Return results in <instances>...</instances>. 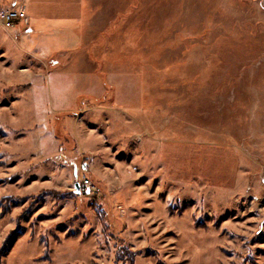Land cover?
<instances>
[{
  "label": "rangeland",
  "instance_id": "1",
  "mask_svg": "<svg viewBox=\"0 0 264 264\" xmlns=\"http://www.w3.org/2000/svg\"><path fill=\"white\" fill-rule=\"evenodd\" d=\"M25 3L0 0L26 14L0 25V264H264V0H80L46 40Z\"/></svg>",
  "mask_w": 264,
  "mask_h": 264
},
{
  "label": "crops",
  "instance_id": "2",
  "mask_svg": "<svg viewBox=\"0 0 264 264\" xmlns=\"http://www.w3.org/2000/svg\"><path fill=\"white\" fill-rule=\"evenodd\" d=\"M67 2L70 3V5H68ZM24 5L25 8L30 7L26 11L28 14L29 25L31 23H36V31L33 32V36H30L28 40H46L47 35L44 32L45 29L42 26L43 23L48 22L52 24L51 27L53 29H51V31L55 33H51L50 36L54 38L58 37V30H63V28H65L64 25H71L81 20L80 0H33L31 2H29V0H26V3ZM70 10H72L73 12H70ZM14 33L16 36L17 33L15 32V30L8 34L10 36H13ZM28 49L29 50H27V52L29 55L42 54V52L37 50L39 48L35 46L33 47V49ZM22 51L25 52L23 49Z\"/></svg>",
  "mask_w": 264,
  "mask_h": 264
},
{
  "label": "built area",
  "instance_id": "3",
  "mask_svg": "<svg viewBox=\"0 0 264 264\" xmlns=\"http://www.w3.org/2000/svg\"><path fill=\"white\" fill-rule=\"evenodd\" d=\"M25 18L26 14L21 12V10L17 8L8 9L0 14V25L4 27H13L18 22H20L21 19Z\"/></svg>",
  "mask_w": 264,
  "mask_h": 264
},
{
  "label": "trees",
  "instance_id": "4",
  "mask_svg": "<svg viewBox=\"0 0 264 264\" xmlns=\"http://www.w3.org/2000/svg\"><path fill=\"white\" fill-rule=\"evenodd\" d=\"M124 254H125V253H124ZM124 254H123V255H124ZM1 255H2V254H0V262H1V257H2ZM127 262H129L130 264H132V259H128Z\"/></svg>",
  "mask_w": 264,
  "mask_h": 264
}]
</instances>
